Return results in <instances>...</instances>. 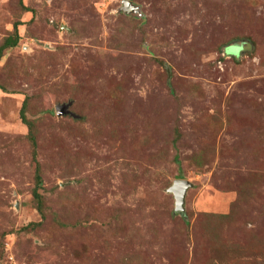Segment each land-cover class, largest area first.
<instances>
[{"label":"rangeland","instance_id":"rangeland-1","mask_svg":"<svg viewBox=\"0 0 264 264\" xmlns=\"http://www.w3.org/2000/svg\"><path fill=\"white\" fill-rule=\"evenodd\" d=\"M16 34L0 264H264V0H0Z\"/></svg>","mask_w":264,"mask_h":264},{"label":"water","instance_id":"water-1","mask_svg":"<svg viewBox=\"0 0 264 264\" xmlns=\"http://www.w3.org/2000/svg\"><path fill=\"white\" fill-rule=\"evenodd\" d=\"M123 12L132 15H141V11L139 7L135 6V4L131 1H126ZM68 105H59L57 107V112L60 116H64L69 112ZM192 186L191 182L187 179H178L174 182L173 186L169 189L172 194H174L176 198V211L179 213L185 212V203L186 197L189 188Z\"/></svg>","mask_w":264,"mask_h":264},{"label":"trees","instance_id":"trees-1","mask_svg":"<svg viewBox=\"0 0 264 264\" xmlns=\"http://www.w3.org/2000/svg\"><path fill=\"white\" fill-rule=\"evenodd\" d=\"M19 41H20V36H18L17 34L14 35V36L9 37L6 40V42L0 47V61H1V57H2V55L4 53V51L7 50V49L16 47L18 45ZM23 110H25V109L23 108ZM22 117H23L24 121L27 122V119L25 117V113L23 114ZM37 180H38V184L41 185L43 180H42V176L40 175V173L37 176ZM34 196H35V199L37 200V202L39 204L38 210L40 212H43V208H42V206H43V197H42V194L39 192L38 189L35 190Z\"/></svg>","mask_w":264,"mask_h":264}]
</instances>
